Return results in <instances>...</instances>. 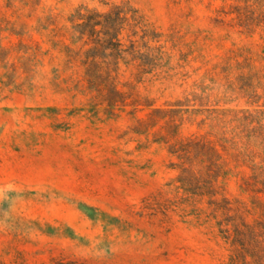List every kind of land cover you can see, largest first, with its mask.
Returning <instances> with one entry per match:
<instances>
[{
  "label": "rangeland",
  "instance_id": "obj_1",
  "mask_svg": "<svg viewBox=\"0 0 264 264\" xmlns=\"http://www.w3.org/2000/svg\"><path fill=\"white\" fill-rule=\"evenodd\" d=\"M0 264H264V0H0Z\"/></svg>",
  "mask_w": 264,
  "mask_h": 264
}]
</instances>
